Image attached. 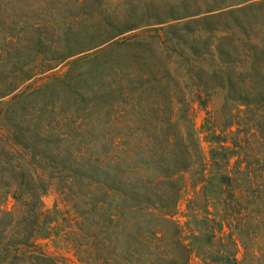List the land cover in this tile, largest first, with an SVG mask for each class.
<instances>
[{
  "label": "trees",
  "instance_id": "obj_1",
  "mask_svg": "<svg viewBox=\"0 0 264 264\" xmlns=\"http://www.w3.org/2000/svg\"><path fill=\"white\" fill-rule=\"evenodd\" d=\"M82 3L83 0L77 1L78 5ZM14 9L11 8V12ZM18 11L27 12V15L37 12L38 18L15 23L10 21L15 16L11 14L8 21L0 19V61L8 58L6 63L0 62V99L18 91L21 84L38 71L37 66L43 73L69 59L72 60L66 71L54 76V92L65 90L80 96L77 88L73 92L67 84L77 78L81 81L88 74L85 61L103 51V47L97 48L118 34L101 38V29L92 24L81 30V23L89 22L86 18L92 21L93 13L54 20V12L60 8L54 10L43 4ZM54 32L57 34L55 40ZM92 50L95 51L88 53ZM216 52L220 65L214 73L221 76L220 87L234 91L238 84L233 76L246 75L248 70L231 71L234 75L227 74L224 78L225 53L221 48ZM24 56L29 60L22 62ZM245 94L243 90L236 99L238 108L235 107V111L242 115L245 109L241 107H248ZM24 96V93L13 95L0 114V128L6 129V132L0 129V179L5 178L4 182L0 180V264H66L65 258L53 256L37 244L39 235H48L47 225L51 220L42 197L53 184L56 204L66 209L61 222L68 223L67 229L72 230L74 236L76 264H189L192 254L198 256L199 264H264V249L248 245L255 234L245 227L252 210L244 204L233 213V218H222L221 222L211 218V212L205 210L206 217L200 221L206 231H192L190 238L184 236L185 228L175 222L185 178L200 175L206 168L194 132L148 135L115 132L113 130L119 127L136 124L119 122L114 117L103 122L106 133L58 132L60 126L79 131L101 124L87 116L73 120L68 115L54 119V146H48L50 125L43 126L47 132L25 137V127L37 130L40 126L36 124L35 113L30 116L33 123L30 125H25L24 116L10 115V110ZM58 103H54V111L59 108ZM110 107L118 106L114 103ZM144 124L152 127L151 121L140 123ZM163 124L159 121L154 125L159 129ZM165 125L176 126L171 119ZM233 126L237 127L234 132L229 130ZM240 126V117L231 116L228 135L236 132L241 135ZM37 133L40 132L37 130ZM223 135V138L215 134L213 137L215 143L221 145L222 153L230 152L222 155L226 168L219 182L226 196L228 206L225 202L224 207L227 211L229 203L234 202L236 209L248 195L249 188L240 189L237 176L245 181L251 172L249 165L242 167V163H238L239 158L236 170H228L239 140L224 146L227 140ZM246 135L240 144L246 143ZM209 153L212 159L216 150ZM196 183H192L194 189ZM199 183L201 188L196 194L205 197L212 181L207 179ZM256 189L260 190L261 186ZM7 197L13 201L10 210L2 207ZM261 218L257 212L256 221ZM201 244L205 248L200 247ZM239 249L242 262L237 258Z\"/></svg>",
  "mask_w": 264,
  "mask_h": 264
},
{
  "label": "rangeland",
  "instance_id": "obj_2",
  "mask_svg": "<svg viewBox=\"0 0 264 264\" xmlns=\"http://www.w3.org/2000/svg\"><path fill=\"white\" fill-rule=\"evenodd\" d=\"M77 1L0 0V19L8 21L10 15L15 14L10 19L15 23L37 20V12L27 15V12L18 10L44 4L54 10L60 8L54 12V20L93 13V20L86 18L89 22H82L81 30L92 24L101 29V38L118 34L97 48L103 47V51L85 61L84 68H88V74L81 81L77 78L67 84L73 92L77 88L80 96L65 90L54 92V76L62 75L72 59L43 73L37 66L38 71L32 72V77L21 84L18 91L0 99V114L13 95L24 93L23 99L10 110V115H22L27 121L25 125H30L33 124L30 116L35 113L40 133L27 126L23 131L25 137L47 132L43 126L50 125L49 138L46 139L50 142L48 146H54V119L68 115L73 120L87 116L101 124L79 131L60 126L58 132L106 133L103 122L112 117L119 122L136 124L134 127H119L113 130L115 132L144 135L194 132L206 168L200 175L185 178L175 222L185 228L184 236L190 238L192 231H206L200 221L206 217L205 210L211 212V218L221 222L222 218H233V213L244 204L252 210L245 227L255 234L248 240V245L264 249V0H83L81 5ZM11 8H15L14 12ZM56 37L54 32V40ZM219 48L225 53L224 78L227 74L234 75L231 71L248 70L246 75L233 76L238 84H235L234 91L221 89V76L214 73L220 65L216 52ZM24 58L22 62L29 60ZM7 61L8 58L4 57L2 64ZM243 90L248 107H241L245 109L242 115L235 111V107L238 108L236 103ZM54 103L59 104L55 111ZM114 103L118 106L115 109L110 107ZM235 115L240 117L242 127L238 131L241 135L237 132L228 135L227 127L231 116ZM169 119L176 126H166ZM142 121H151L152 127L147 124L141 126ZM159 121L164 124L157 129L154 124ZM0 129L6 132V129ZM236 129L233 126L229 130L234 132ZM213 134L220 137L227 134L223 135L227 140L224 146L239 140L235 145L237 149L233 148L236 155L230 157L228 170H236L237 158L242 167H250L249 179L247 177L244 181L237 176L239 188L246 186L249 191L242 205L236 209V204L231 202L225 211L226 196L219 182L226 168L222 155L230 152L222 153L221 145L215 143ZM245 135L246 143L240 144ZM210 150H216L212 159ZM4 179L0 180L4 182ZM207 179H211L212 185L205 197L196 194L201 188L199 182ZM193 182H197L196 189L192 187ZM257 186L261 189L257 190ZM57 201L53 184L42 197L51 220L47 225L48 235H39L37 244L47 253L65 258L66 264H76L72 230L67 229V222H61L66 209L61 204L57 205ZM4 203L3 208L10 210L13 206L10 197ZM257 212L262 217L259 221H256ZM199 246L205 248L203 244ZM242 257L239 249L237 258L241 262ZM189 264H199L196 254L191 255Z\"/></svg>",
  "mask_w": 264,
  "mask_h": 264
}]
</instances>
